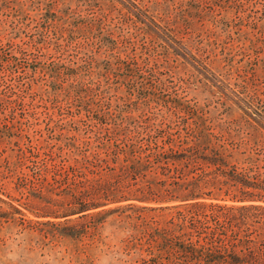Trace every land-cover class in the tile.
<instances>
[{
	"label": "trees",
	"instance_id": "trees-1",
	"mask_svg": "<svg viewBox=\"0 0 264 264\" xmlns=\"http://www.w3.org/2000/svg\"><path fill=\"white\" fill-rule=\"evenodd\" d=\"M126 1L145 29L125 32L106 2L0 0V219L27 235L29 252L74 241V264H89L111 215L133 264H264V144L235 142L224 126L238 121L188 99L168 51L191 54L187 43L153 40L197 32L204 8H229ZM23 29L27 40L12 43ZM255 44L258 64L264 38ZM242 88L240 121L258 123L264 93Z\"/></svg>",
	"mask_w": 264,
	"mask_h": 264
},
{
	"label": "rangeland",
	"instance_id": "rangeland-1",
	"mask_svg": "<svg viewBox=\"0 0 264 264\" xmlns=\"http://www.w3.org/2000/svg\"><path fill=\"white\" fill-rule=\"evenodd\" d=\"M73 8L75 3L80 0H65ZM91 5L96 6L98 3H105V6H113L116 11H121L125 15V19H121L120 24L125 29L133 31V25L136 27L144 28L143 24H140L137 20V13L135 9H132L133 13H129V5L126 0H90ZM189 0H168L164 4L172 5L175 3H185ZM216 1V0H214ZM205 2V1H203ZM219 2V1H218ZM221 6L227 11L219 9V7L211 6V11L208 8L201 12V14L210 13L204 17L202 23L195 22V26L198 29L197 32L187 34L185 25L178 27L177 34L172 40H169L166 36H163L165 41H162L156 35L153 36L155 44L166 46L165 42H168L172 46L177 44L184 45L187 43L191 54H187L181 49H176L178 53L169 49L168 51L172 55V59L175 60V64L180 71V76L189 83L190 92L188 99L193 100L199 106L205 107L212 111L219 122L236 120L239 123H229L226 128H229L231 135H234L235 142H238L239 138H243L244 142L251 148L255 142L252 140L254 136L260 143L264 144V119H257V122L249 123L247 126L241 122L243 103L240 99L243 98L241 94L243 92L242 85L247 84L248 87L257 85L260 89V93H264V80L262 79L260 68L264 65V51L263 54H258L257 61L255 63V56L253 46L261 47V44L256 45L257 39L261 40L264 37L261 32H264V0H222ZM67 7V6H66ZM65 7V8H66ZM201 10L197 11L199 13ZM34 12L29 11V16H32ZM117 14H114L116 17ZM1 19L4 21V17ZM129 19L130 22L126 21ZM12 18L5 19V25H11ZM197 20V19H196ZM13 26V24L11 25ZM194 26V27H195ZM5 27V26H3ZM145 29V28H144ZM146 31V30H144ZM20 32L24 34H18L17 38L12 40L14 44H20L21 40H27L26 36L30 35V29H23ZM160 33V31H157ZM199 33V37L196 36ZM162 36V35H161ZM5 41V40H4ZM173 42V43H171ZM189 42V43H188ZM5 43V42H4ZM264 46V44H262ZM196 47L200 50H196ZM177 48V47H174ZM187 48V50H189ZM189 50V51H190ZM184 55L185 57H181ZM192 57H196L201 61L200 63L192 61ZM246 71L247 74H241ZM238 74L242 76H238ZM255 75V76H253ZM248 81V82H247ZM264 97V96H263ZM259 96V98L263 99ZM237 131L239 133H237ZM0 198L9 201L5 196L0 194ZM2 211H7V207L0 205ZM1 218V215H0ZM74 220V218H72ZM115 216H109L100 225L98 229L97 237L102 243L101 246L94 248L90 253L89 264H94L95 252L97 249H107L113 246L120 247L119 242L122 239L120 231L116 230V225L113 223ZM28 220L32 222L36 219L28 215ZM80 221H74L70 225L78 224ZM16 233L21 234V241L26 246L28 239L25 233L20 231V228L9 226L5 222V219H0V255H2L5 248L14 242V236ZM86 239H90L87 237ZM30 243V242H29ZM27 247L30 249L31 246ZM78 245L70 239L62 240L58 247L51 252H44L37 246H33L30 253L32 258L37 261V264H74L67 258L69 252L76 250ZM79 249L83 247H78Z\"/></svg>",
	"mask_w": 264,
	"mask_h": 264
},
{
	"label": "clouds",
	"instance_id": "clouds-1",
	"mask_svg": "<svg viewBox=\"0 0 264 264\" xmlns=\"http://www.w3.org/2000/svg\"><path fill=\"white\" fill-rule=\"evenodd\" d=\"M94 255V264H133L132 254L125 248L113 246L107 249H97ZM0 264H37V261L23 245L21 234L16 233L14 242L7 246L0 255Z\"/></svg>",
	"mask_w": 264,
	"mask_h": 264
}]
</instances>
